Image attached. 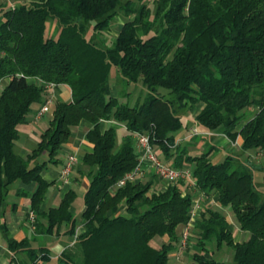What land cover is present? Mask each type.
Segmentation results:
<instances>
[{
    "label": "trees",
    "instance_id": "16d2710c",
    "mask_svg": "<svg viewBox=\"0 0 264 264\" xmlns=\"http://www.w3.org/2000/svg\"><path fill=\"white\" fill-rule=\"evenodd\" d=\"M0 13V207L13 184L34 182L36 234L62 225L77 234L70 210L77 192L70 189L58 206L42 209L53 184L42 173L60 162L62 146L82 120L92 124L86 133L92 149L78 164L89 181L85 229L57 264H169L199 193L203 200L218 195L221 210L213 203L202 208L190 236L197 250L184 264H264V165L250 162V156L264 155V0H34ZM118 16L124 23L109 38ZM50 20L58 25L56 37L47 34ZM115 68L126 102L112 92ZM51 83L55 90L47 87ZM60 85L71 89L72 99L53 100L48 127L20 155L19 126ZM138 85L147 92L132 103ZM200 104L194 123L205 131L224 128L231 141L241 137V155L215 162L213 145L200 154L188 144L175 145L184 126L181 112L193 113ZM103 120L124 125L120 143L119 128L102 130ZM135 132L150 134L165 162L191 166L198 192L184 181L162 184L153 172L115 187L137 166ZM224 208L250 233L247 239L235 240ZM157 235L167 238L161 247L152 243ZM4 236L9 250L25 253L31 264L51 261L48 249L34 248L31 239L17 240L5 228ZM209 245L227 246L233 261L215 257Z\"/></svg>",
    "mask_w": 264,
    "mask_h": 264
},
{
    "label": "crops",
    "instance_id": "0c3cea01",
    "mask_svg": "<svg viewBox=\"0 0 264 264\" xmlns=\"http://www.w3.org/2000/svg\"><path fill=\"white\" fill-rule=\"evenodd\" d=\"M34 0H0V9L3 7H15L21 3H26ZM124 20L118 16L114 23V26L117 27L115 31L116 35L119 33L120 28ZM114 26L111 31H114ZM48 27L49 30H48ZM52 32V35H58V25L56 22L47 24V31ZM50 35V34H49ZM51 36V35H50ZM31 82H38L36 78H29ZM117 82V81H116ZM55 90V89H54ZM113 95L117 96L118 87L117 83L113 85ZM53 100L60 98L64 101H69L72 99L71 89L67 85H60L59 89H56L52 93ZM201 104L191 113V115H186L183 118L184 126L177 133V139L180 140L181 144L189 145L190 147L194 145L195 141L203 139V146L213 145L216 147L212 159L215 162L222 161L228 154L233 153L237 148L235 146L241 147V137H238L236 141H231L229 137L225 134L224 128H219L214 131H205L201 130L193 119L195 114L201 108ZM40 105L35 107V110L28 115V122L21 124L20 137L16 141V148L20 155L26 156L33 147L36 146L40 139L42 132L48 127V123L44 124L43 118L38 119L36 117V112L40 109ZM48 120L52 118L51 112H49ZM46 118V117H45ZM118 127L122 133L125 131V127L122 124H119L112 120H103L101 127L102 130H106L109 127ZM92 127V124L86 120H82L80 125L77 126L72 133L71 140L65 143L60 150V162L54 165L49 166L48 169L43 171V176L48 182H52V186L49 187L48 192L44 198L42 209H48L50 207L58 206L70 189H74L77 192V198L71 206L70 210L76 215L78 219L77 234L84 231V225L81 218L82 212L85 210L84 200H79V193H85L89 181L85 178H80L78 180L76 172L78 168L70 176L68 182L63 181L60 178L61 168L68 156V154L74 152L83 156L85 151H90L92 145L86 140V133ZM197 129L200 131V134L192 135V130ZM138 153V152H137ZM37 185L36 183L26 184L24 182L18 181L10 189V192L7 197L6 203L0 207V264H9L11 259L14 258V264H31L28 260V257L25 253L13 254L9 248L7 240L4 236V228L9 232V234L17 240H22L24 238H29L32 240V246L34 248L45 247L48 249L50 262H41V264H57L58 258L66 249H71L76 245L77 234L69 235L66 233L68 227L62 225L58 231H54L49 235H37L35 228L32 225V222L35 218V213L32 212L30 206V197L35 191ZM13 197L9 200V195ZM84 196V195H83ZM218 195H214L211 199L213 203H216ZM82 202V203H81ZM31 213L34 214V218L30 217ZM236 225L231 222V229L234 233L236 241H241L242 239H247L248 235L243 230H239L238 234L242 236L240 240L236 238ZM240 232V233H239ZM40 251H38L39 253Z\"/></svg>",
    "mask_w": 264,
    "mask_h": 264
},
{
    "label": "built area",
    "instance_id": "2783aa9c",
    "mask_svg": "<svg viewBox=\"0 0 264 264\" xmlns=\"http://www.w3.org/2000/svg\"><path fill=\"white\" fill-rule=\"evenodd\" d=\"M4 83L0 82V91L3 89ZM49 89H54L55 84H47ZM53 102V96L46 99L45 103L41 106L36 114L38 119L43 118L49 113L50 106ZM200 134L197 129L192 130V135ZM134 137L137 140L138 152V163L137 166L132 170L127 172L116 184L115 187H122L126 185L129 181H141L145 174L148 172H153L156 174L164 183H176L179 181H184L191 187H195L196 190V180L193 176L192 167L189 165H184L183 167L177 168L169 163L165 162L161 158L160 147L155 145L152 141L150 134L147 132H135ZM180 140H176V144H179ZM82 156L77 153L68 154L62 168L60 171V178L68 182L71 174L73 173L76 165L79 164ZM198 192V190H196ZM204 198L203 193H199L195 197L192 207L190 209V219L188 224L183 228L180 237V246L177 251L178 254L182 253L190 243L191 228L194 226L196 218L199 216L202 210V200ZM30 217L33 219L34 214L31 213Z\"/></svg>",
    "mask_w": 264,
    "mask_h": 264
},
{
    "label": "rangeland",
    "instance_id": "374dc122",
    "mask_svg": "<svg viewBox=\"0 0 264 264\" xmlns=\"http://www.w3.org/2000/svg\"><path fill=\"white\" fill-rule=\"evenodd\" d=\"M0 17H1V13H0ZM123 20H124V18L122 17V16H120ZM54 23V22H56V21H49V23ZM114 26V25H113ZM49 28L50 27H48V30H49ZM114 31H111L110 32V35L111 36H109V38L110 37H114V36H116V33H115V31L117 30V27H115L114 26V29H113ZM50 32H51V30H50ZM47 34L49 35H51V36H53L54 37V35H52V32L51 33H49L48 31H47ZM49 35V36H50ZM56 37V36H55ZM108 42H110V41H108ZM116 68L115 69H113V75L116 73ZM113 77V76H112ZM118 80V78H117V76L116 75H114V85H115V83H118V82H116ZM111 83H112V79H111ZM118 87V90H119V87H121V86H117ZM144 91V89L141 87V85H138L136 88H135V90H134V94L132 95V97H131V100L130 101H132V103H135L136 101H137V99H138V97H139V95H140V92H142V91ZM146 92H147V89L145 88V91L142 93V97H144L145 96V94H146ZM118 97H119V100L121 101V102H126L127 100L125 99V98H121L120 97V95L118 94L117 95ZM37 106H39L38 104H34L32 107H33V110H35V107H37ZM181 113H183L184 114V116H188V115H191V113L187 110V109H185V110H183ZM31 114V113H30ZM47 115V114H46ZM44 116V119H43V123L44 124H46V123H48V116ZM46 117V118H45ZM184 118V117H183ZM184 120H185V118H184ZM21 127H22V125H20L19 126V129L21 130ZM121 139H122V131L121 130H118V136H117V140H118V143H120L121 142ZM202 141H203V139H199L198 141H195V143H194V145L193 146H191L190 147V152L192 153V154H200V153H202L204 150H206L207 148H208V146H203V143H202ZM134 143H135V146H136V150H137V152H139V148L137 147V140H136V138L134 137ZM237 149L236 150H234L233 151V153H231V154H235V155H241L242 154V149H241V147H238V145L237 146H235ZM247 156V154L245 153V154H243V158H245ZM161 158H163V156H161ZM250 162H252V163H255V164H257V167H260L261 165H264V155L262 154V153H257V154H254V155H252V156H250ZM76 168H78V165H76V167H75V169H74V171L76 170ZM76 174H77V177H78V180L80 181V178H81V175L80 174H78L77 172H76ZM255 174H256V181L258 182V184L260 183L261 184V182H262V180H263V173H262V171H260L258 168H256V170H255ZM164 182H162V184H163ZM162 187V186H161ZM262 187V186H261ZM262 188H264V187H262ZM264 190V189H263ZM12 195V194H11ZM83 193H79V200L78 201H82L83 200ZM13 197V195L12 196H10L9 195V200L11 199ZM213 197H210V199H207V200H203L202 201V207H204L205 206V204H207V203H213L212 202V199ZM83 202V201H82ZM81 202V203H82ZM214 205H213V208L214 209H220L221 210V208H220V206L218 205V203L216 202V203H213ZM223 210V209H222ZM224 211H225V213H226V215H227V217H228V219H229V221L230 222H232V223H234L235 225H236V233H235V235H236V238H237V240H240L241 238H242V236H241V234L239 235L238 234V231L240 230V227H239V224H238V222H237V220H236V218L234 217V215H233V212L231 211V209H229V208H224ZM194 226H195V224H194ZM193 226V227H194ZM192 227V228H193ZM191 228V229H192ZM179 229H181V227L179 228ZM240 233V232H239ZM247 235H248V237L250 236V233L249 232H245ZM166 236H159V235H157V236H155L154 238H153V240H152V243L155 245V246H157V247H161L162 246V244L166 241ZM242 240H245V239H242ZM241 240V241H242ZM214 253H213V255L215 256V257H217V258H219V259H223V260H225V261H227V262H229V263H231L232 261H233V257H232V253H231V251H230V249H228L227 248V246H224L222 249H220V250H217L216 248H215V246H213V245H209L208 246ZM196 250H197V246H196V237L194 236V237H192V239L190 240V243H189V245H188V247L185 249V250H183L182 251V253H179L178 254V252H175V253H172L171 255H170V262H169V264H184L185 262H189L190 260H191V257H192V254L193 253H195L196 252Z\"/></svg>",
    "mask_w": 264,
    "mask_h": 264
}]
</instances>
